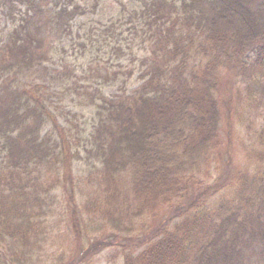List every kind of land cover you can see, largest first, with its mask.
<instances>
[{
	"label": "trees",
	"instance_id": "trees-1",
	"mask_svg": "<svg viewBox=\"0 0 264 264\" xmlns=\"http://www.w3.org/2000/svg\"><path fill=\"white\" fill-rule=\"evenodd\" d=\"M108 1L0 0V19L11 22L0 39V264H28L17 252L38 245L53 221L60 228L59 204L68 206L75 243L84 240L81 215L107 216L119 225L114 211L120 207L156 218L158 209L173 206L170 225L153 232L143 249H124L122 264L264 261V172L252 183H232L212 203L188 200L193 170L220 152L227 77L250 67L264 73V0H117L132 9L129 22L151 53L140 59L142 83L134 89V71L110 73L108 63H98L102 84H120L111 97L101 81H92L95 60L88 62L85 96L98 104L99 119L84 150L103 200L96 196L79 210L73 184L81 145L66 137L52 109L64 87L77 86V72L91 55L111 44L100 43L104 33L119 35L115 21L101 19L87 31L74 30L77 17L96 14ZM76 48L80 62L73 66ZM125 171L130 185L122 182ZM59 191L68 200L60 203ZM116 245V238H96L85 252ZM73 258L58 264H76Z\"/></svg>",
	"mask_w": 264,
	"mask_h": 264
},
{
	"label": "rangeland",
	"instance_id": "rangeland-1",
	"mask_svg": "<svg viewBox=\"0 0 264 264\" xmlns=\"http://www.w3.org/2000/svg\"><path fill=\"white\" fill-rule=\"evenodd\" d=\"M79 1L82 5L90 6L94 0ZM253 6L255 14L260 15V11L257 10L258 4L253 3ZM129 9L124 10L117 0H110L102 4L96 14L79 16L74 20V30L82 32L87 31L93 19H101L104 25L115 21L119 35L113 36L112 32L104 33L105 36L100 38V43L111 44L103 46L98 53H93L87 60L84 71L80 69L77 72L79 76L77 86L72 87L71 83L68 84L63 91L61 90L63 93L54 98L52 111L57 115L59 124L66 128V137H75L81 145V159L74 163L76 179L73 184L79 210L83 204H91L90 199L94 200L96 196L103 200L98 183H94L95 175H90L94 170L87 158L89 152L84 150L85 144H89L88 141L92 138L93 125L99 119L96 112L98 104L91 105L85 96L86 77L90 74L88 62L95 60L92 81L95 84L101 81L99 86L103 93L111 97L117 93L120 84H102V79L96 75L98 63L102 65L108 63L110 68L107 72L110 71V73L119 70L134 71L133 77L129 80V89H134L142 83L139 79L140 59L151 53L149 45L145 47L143 44L144 34L141 31L134 32L129 22ZM261 16L264 18V11L261 12ZM118 18H121L123 22L122 20L121 23L118 22ZM10 25L9 19L2 16L0 39L9 31ZM68 43L70 44L67 41L65 46L69 45ZM77 56L78 48L69 58L73 66L79 65L80 61L75 59ZM121 77L124 76L121 75ZM227 78H231V81L228 82L227 90L223 95V122L219 129L220 152L193 170L196 179L191 184V194L188 199L190 203L194 200L201 201V199L212 203L226 194L232 183L233 186L237 185L243 178L252 183L253 177L258 180L264 172V73L256 72L253 67H250L244 72H237ZM49 131L50 125L44 128L42 135H46ZM96 145L97 142H94L93 148H96ZM261 152H263L262 155ZM121 176L124 184H131L130 172L125 171ZM58 196L60 203L68 200V193L59 191ZM136 201L134 198L133 205L138 204ZM157 214L156 218L148 214L135 216L133 209L124 210L120 207L114 211V215L120 220L119 225L112 224V218L107 216L81 215L83 218L81 234L84 240L81 243H75L76 234L70 224L68 206L59 204L55 216L63 219L60 228L56 230L58 223L53 221L51 227L41 236L40 243L26 252L18 251L17 258L21 259L25 254L28 264H58L62 258H69L73 254L72 262L76 264H122L124 249L134 251L143 249L154 238L153 232L161 226L170 225L172 217L175 218L176 210L168 205L166 209H158ZM85 228L89 231L85 232ZM103 237L116 238L117 245L103 247L97 252L92 247L85 252L92 240ZM252 254L251 251L248 256ZM260 257L264 259L263 255ZM254 261L256 264H264V261L258 257Z\"/></svg>",
	"mask_w": 264,
	"mask_h": 264
}]
</instances>
